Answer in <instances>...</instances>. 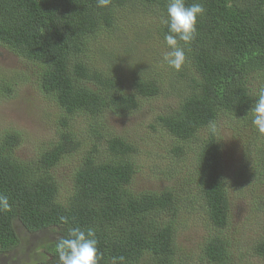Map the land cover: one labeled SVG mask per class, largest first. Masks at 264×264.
<instances>
[{
  "label": "trees",
  "instance_id": "16d2710c",
  "mask_svg": "<svg viewBox=\"0 0 264 264\" xmlns=\"http://www.w3.org/2000/svg\"><path fill=\"white\" fill-rule=\"evenodd\" d=\"M167 2L111 0L101 8L97 0H0V45L38 66L37 85L61 108L65 126L83 115L97 119L107 113H132L142 99L158 96L167 80L186 82L178 106L157 121L184 143L207 131L195 151L197 167L189 172L215 230L200 246L199 257L202 264H240L224 230L231 217L232 196L258 199L264 185V135L254 130L250 111L264 87V0H201L205 13L198 18L196 38L187 46L180 42L186 53L180 71L162 61L168 50L167 28L162 24ZM147 12L146 27L143 14ZM133 40L135 48L146 42L145 62L150 70L129 76L118 70V60L119 54L132 56L129 42ZM94 51L98 52L92 56ZM103 54L106 68L100 65ZM13 88L4 83L0 92ZM223 117L242 121L254 131L248 145L262 155L253 170L242 167L230 177L224 174L223 138L218 129L215 134L208 129L209 121L217 123ZM96 133L103 141L105 137ZM21 143L16 131L0 134V194L7 195L11 205L9 211L0 212V255L19 245V221L31 233L55 234L40 244L39 259L33 264H59L56 244L77 226L96 230L99 264H111L113 256H123L125 264H178L175 216L180 196L171 188H131L136 149L130 140L110 137L102 152L106 154L99 157L96 148L84 152L65 188L54 168L83 148L77 135L63 131L58 142L34 162L16 155ZM164 213L170 214L168 219ZM252 253L264 260V238Z\"/></svg>",
  "mask_w": 264,
  "mask_h": 264
},
{
  "label": "rangeland",
  "instance_id": "374dc122",
  "mask_svg": "<svg viewBox=\"0 0 264 264\" xmlns=\"http://www.w3.org/2000/svg\"><path fill=\"white\" fill-rule=\"evenodd\" d=\"M143 17L147 27L149 12ZM129 45L132 56L119 54L118 70L129 76L136 75L140 69L150 70L145 62L146 42L137 48L134 40ZM110 50H113L112 47ZM97 52L91 53L92 56ZM105 58V54L103 60L98 58L104 68L107 66ZM163 65L166 66L165 63ZM37 67L0 45V85L7 83L14 87L9 93L0 92V134L16 131L21 135L22 143L17 147L16 155L27 162H34L58 142L63 131L76 134L83 142V148L67 155L54 168L60 185L65 188L70 186L86 152L96 148L99 157L106 154L102 152L110 137L127 138L136 149L132 156L136 173L131 188L137 191L171 188L179 194L178 213L175 216L178 264H202L200 246L215 230L207 220L196 180L189 172L197 167L195 151L202 137L208 134L202 131L198 139L184 143L171 136L157 121L159 115L167 114L178 106L186 82L171 84L167 80L158 96L142 99L140 107L132 113H107L97 119L83 115L75 120L70 119L65 126L61 123V108L45 97L37 85ZM216 124L223 138L222 162L226 177L242 167L253 170L256 158L260 162L262 155L256 154L255 147L248 145L249 136H253L254 131L234 118L223 117ZM97 131L105 137L103 141ZM176 149H181L182 153ZM260 196L258 199L232 196L231 199V217L224 234L231 241L232 248H236V261L240 264H264V260L252 253L253 246L264 238V202H260L264 200V185ZM164 214L168 219L170 214ZM16 231L20 243L13 250L1 253L0 264H33L39 259L40 244L55 238V234L49 230L31 233L19 221H16Z\"/></svg>",
  "mask_w": 264,
  "mask_h": 264
},
{
  "label": "clouds",
  "instance_id": "9594fccd",
  "mask_svg": "<svg viewBox=\"0 0 264 264\" xmlns=\"http://www.w3.org/2000/svg\"><path fill=\"white\" fill-rule=\"evenodd\" d=\"M111 0H97L98 7H107ZM205 13L204 4L201 0H195L187 4L186 0H168L166 15L162 24L167 28L164 41L167 51L162 55V61L170 68L180 71L186 63L185 48L181 46L190 45L197 35L198 18ZM251 123L256 131L264 135V87H261L250 109ZM208 129L215 134L217 124L209 121ZM11 209L7 195L0 194V212ZM62 223H67L66 217H61ZM98 239L96 230L92 227L83 229L79 226L70 227L66 235H61L56 244V254L59 264H99L102 258L98 250ZM111 264H125L123 256H113Z\"/></svg>",
  "mask_w": 264,
  "mask_h": 264
}]
</instances>
